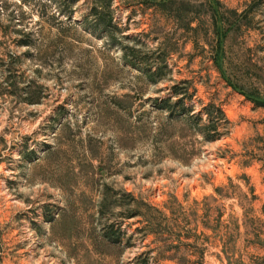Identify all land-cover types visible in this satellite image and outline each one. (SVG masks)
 Listing matches in <instances>:
<instances>
[{
	"label": "rangeland",
	"instance_id": "rangeland-1",
	"mask_svg": "<svg viewBox=\"0 0 264 264\" xmlns=\"http://www.w3.org/2000/svg\"><path fill=\"white\" fill-rule=\"evenodd\" d=\"M263 101L264 0H0V264H264Z\"/></svg>",
	"mask_w": 264,
	"mask_h": 264
},
{
	"label": "trees",
	"instance_id": "trees-1",
	"mask_svg": "<svg viewBox=\"0 0 264 264\" xmlns=\"http://www.w3.org/2000/svg\"><path fill=\"white\" fill-rule=\"evenodd\" d=\"M264 102V101H263ZM264 104V103H263ZM217 110L222 113V110L220 108L217 107ZM207 113V115L209 114V111H205Z\"/></svg>",
	"mask_w": 264,
	"mask_h": 264
}]
</instances>
